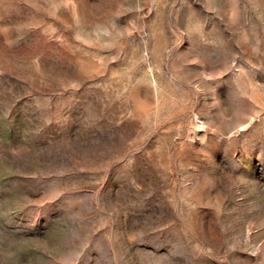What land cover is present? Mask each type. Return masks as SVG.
Returning <instances> with one entry per match:
<instances>
[{
    "label": "rangeland",
    "instance_id": "rangeland-1",
    "mask_svg": "<svg viewBox=\"0 0 264 264\" xmlns=\"http://www.w3.org/2000/svg\"><path fill=\"white\" fill-rule=\"evenodd\" d=\"M0 264H264V0H0Z\"/></svg>",
    "mask_w": 264,
    "mask_h": 264
}]
</instances>
